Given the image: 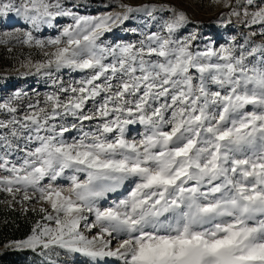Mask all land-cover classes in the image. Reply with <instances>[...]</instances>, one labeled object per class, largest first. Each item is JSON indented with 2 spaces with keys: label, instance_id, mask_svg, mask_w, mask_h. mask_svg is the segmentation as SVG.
<instances>
[{
  "label": "snow or ice",
  "instance_id": "6c2138e0",
  "mask_svg": "<svg viewBox=\"0 0 264 264\" xmlns=\"http://www.w3.org/2000/svg\"><path fill=\"white\" fill-rule=\"evenodd\" d=\"M212 3L227 39L188 31L171 0L96 15L0 0V24H23L0 35L40 55L20 75L50 89L0 96V193L35 217L6 249L34 264H264V0Z\"/></svg>",
  "mask_w": 264,
  "mask_h": 264
},
{
  "label": "rangeland",
  "instance_id": "374dc122",
  "mask_svg": "<svg viewBox=\"0 0 264 264\" xmlns=\"http://www.w3.org/2000/svg\"><path fill=\"white\" fill-rule=\"evenodd\" d=\"M130 2L140 3L141 0H130ZM76 3L80 6L78 10L83 15H96L107 11H122L119 7L114 6L117 3V0H111L112 6H109L110 0H76ZM171 3L186 10L188 13L191 20V23L187 27L188 31L199 26L201 31L209 32L213 35L215 34L214 29H219L223 32V29L217 23V18L223 9L213 4L212 0H171ZM68 23H71L70 18H59L56 27L45 30L42 34V38L54 36L58 29ZM127 26L130 27L133 25ZM21 27H23L22 23H16L15 19L9 20L4 24H0V34ZM229 34L230 33L228 32H223V38L227 39ZM115 36L121 39L133 38L122 30L117 31ZM113 38V36L107 37L108 40H112ZM5 40H10L11 42H4ZM10 49L11 51H9ZM29 53H31L33 59L40 58L36 49L29 48L26 45L16 42L14 39L0 35V96H7L17 89H24L25 91H28L29 94H31L33 90H36L41 94L50 90L49 86L44 83V77L36 75H20V73L25 71V69L21 67V64ZM63 75L65 76V79L68 78L67 73H63ZM136 131L137 129H133L131 135H136ZM59 183L67 184L64 180L59 181ZM115 198V195L110 196L108 201L102 202V205L107 206V203ZM9 199L10 197H8L7 194L0 193V207L9 208ZM19 208V205H15L16 210H19ZM9 241L0 246V264H34V261L38 259L29 251L6 249L4 245Z\"/></svg>",
  "mask_w": 264,
  "mask_h": 264
},
{
  "label": "trees",
  "instance_id": "16d2710c",
  "mask_svg": "<svg viewBox=\"0 0 264 264\" xmlns=\"http://www.w3.org/2000/svg\"><path fill=\"white\" fill-rule=\"evenodd\" d=\"M34 219L32 213L22 214L20 210L0 207V246L9 240L23 239Z\"/></svg>",
  "mask_w": 264,
  "mask_h": 264
},
{
  "label": "bare ground",
  "instance_id": "6f19581e",
  "mask_svg": "<svg viewBox=\"0 0 264 264\" xmlns=\"http://www.w3.org/2000/svg\"><path fill=\"white\" fill-rule=\"evenodd\" d=\"M68 259H69V260H73V259H75V257H68Z\"/></svg>",
  "mask_w": 264,
  "mask_h": 264
}]
</instances>
